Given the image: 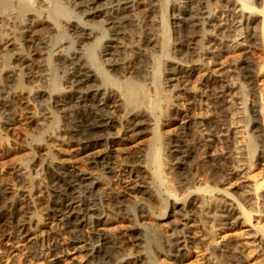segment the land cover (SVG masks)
Listing matches in <instances>:
<instances>
[{"label":"bare ground","instance_id":"1","mask_svg":"<svg viewBox=\"0 0 264 264\" xmlns=\"http://www.w3.org/2000/svg\"><path fill=\"white\" fill-rule=\"evenodd\" d=\"M64 1L74 15L100 17L104 27L100 31L87 28L85 17L77 21L58 19L46 0H35L34 6L19 3L7 15L0 12V49L3 46V50L6 48L9 52L0 59V114L3 122L39 127L43 129L45 141L61 142L81 150H89L102 143L109 147L120 145L129 137L148 131L153 135L152 142L146 153L109 148L99 156H92L90 163L100 172L97 177L87 176L69 163L44 162L42 175L46 180L36 199L41 210L38 219L33 217L32 203L29 202L32 187L29 189L25 174L21 176L14 170L0 174V179H4L0 181V246L13 238L22 239L35 227V223L44 224L45 219L61 217L68 235L66 248L79 250L86 256L80 264H153L141 253V242L152 245L156 253L174 260L180 259L189 242L185 224L174 227L166 237H161L156 229L150 230V233L139 228L132 229V233L118 230L110 235L104 228L97 227L111 218L130 221L146 216L145 209L139 205L136 207V217H133L127 211L129 205L123 193L109 182L119 188L136 190L149 200L156 198L151 183L164 187L170 207H178L177 201L183 199L180 205L188 214L193 212V208L196 209L197 196L219 192L220 179L233 172L231 164L235 162L225 137L219 139L222 144L220 154L206 153L203 159L197 157V137L205 133L213 138L217 132L223 133L225 129L222 101L231 88L226 82V75L219 79L211 76L204 82L202 87L208 89L202 94L214 107V115L212 112L209 119L195 124L193 129L182 128V131L165 139L159 131V119L154 115L162 102L166 105L170 102V98L163 93L166 82H172L170 86L176 90L171 101H194L195 97L188 96L183 83L180 87L184 77L179 64L198 58L194 48L196 43L201 48L218 47L222 41L218 42L217 36L206 33L203 37L200 35L199 39L198 31L206 25L222 33L225 30L223 22L219 26L216 17L205 15L208 0H174L173 9L177 12L174 17L178 20L174 23L176 29L170 43L161 34L163 22L157 16L162 0ZM218 2L224 20H227L225 17L229 11L239 7L232 16L235 23L244 27L241 32L243 39L259 44L264 51V0ZM5 3L6 0H0V9ZM257 26L258 33L255 31ZM98 32H105L106 35L91 66L81 47L85 39ZM62 34L66 38L52 44V40ZM71 44H74V48L69 49ZM151 51L168 55L164 68L160 70L165 74V83L152 69L154 60L150 57ZM209 53L213 54L212 51ZM232 67L239 72L243 82L254 90L248 111L251 118L258 116V119H251L258 134L248 142V148L252 149L255 139L264 141V108L259 105L261 94L257 99L254 88L261 81L264 61L258 72L246 59ZM93 69L102 78L98 85L95 84L97 77ZM54 70L60 73V85L52 77ZM126 74L129 75L131 87L123 88L114 79ZM160 97L164 98L160 101ZM174 104L177 106V103ZM57 118L60 125L49 132V124L55 123ZM149 120L153 123H149ZM35 140L31 143L34 150L41 146ZM214 140H209L212 149ZM7 143L6 137L0 134V148ZM165 159L170 163L168 167L162 166ZM34 167L31 160L24 168L25 172L34 171ZM165 169L168 170L165 174L177 175L181 187H193V190H184L186 193L181 197L174 194L175 188L166 185L163 177ZM206 170L208 174L204 175ZM11 180H17L20 188H17L19 191L15 196L9 198ZM208 180L216 182L217 186L208 185ZM261 189H264V179L256 181L252 187L256 198L261 196L259 199L264 201V195H259ZM221 196L201 209L206 215L213 214L216 224L227 225L233 218L251 221L252 211L245 205L249 201L248 195L241 198L235 192L223 190ZM83 227L89 228L88 234H84ZM257 231L262 233L259 244L264 249V230L258 228ZM129 246L135 248L134 252H127ZM45 250L46 254L57 256L61 245L53 240ZM209 254L213 264H244L241 252L233 244L227 243L220 249L210 247ZM49 264H58V261L53 259ZM205 264H210L208 259Z\"/></svg>","mask_w":264,"mask_h":264},{"label":"rangeland","instance_id":"2","mask_svg":"<svg viewBox=\"0 0 264 264\" xmlns=\"http://www.w3.org/2000/svg\"><path fill=\"white\" fill-rule=\"evenodd\" d=\"M6 1L7 3H5V5H3L0 9V12L4 15H7L8 12L15 10L19 3H26L30 6L35 5V0ZM46 1L49 3L51 12L54 10L58 19L68 18L70 20L77 21L81 18L83 20L85 17L78 14L74 15L75 13L70 7H68V5H66L64 0ZM173 1L174 0H162L160 3V11L157 13L158 18L163 22L160 27L161 34L165 37V39H169L170 43L174 38L173 31L176 29V24L174 23L178 20L174 17L177 12L173 9ZM221 9L222 8L218 0H208V11L205 15L207 17H216L218 20L217 25L219 24V26H221V23L223 22L222 27L226 31L223 30L222 33H218L220 31L216 32L214 28L204 25L199 29L200 31H198V38L200 39V37H203L206 33L207 35L212 34L213 36L218 37H216L217 40H219L218 42L221 43L222 41V43L218 47L207 46L204 48H201L199 44L196 43L194 48L197 50L196 52L198 53V58L195 57V60L193 59V61L189 63L179 64V69L184 77L181 79L182 82L180 87L183 83L184 87L188 91H186L188 96L195 97L192 103L191 100H188L189 102H178L176 100L171 101L174 99L176 90L171 88L170 84H172V82L165 83V80L163 81L165 74L160 71L164 68L163 64H166L168 55L165 53L163 55H159L158 52L156 53L151 51L150 57L154 60L152 69L158 72V78L162 80V83H165V85H163V87L165 86L163 93L168 99L170 98L169 100L172 103L171 104L169 102L166 105L162 102L160 109H156L154 115L159 119V131L165 139L172 137L177 132H180V130L182 131V128H189V130L191 128L193 129L195 124L205 122L209 119L212 112L214 115V107L211 106L209 100L202 94L208 89L206 87H202L204 82L209 77H217L216 79H219L224 78L226 75L228 77L226 78V82L231 85V88L224 96V102L222 101V109L225 111V129L223 133L217 132L213 138H209L205 133L200 134L201 137H197V140H199L197 146V157L203 159L206 153H212L213 155L220 154L222 152V144L219 139L225 137L228 145H230L229 150L231 152L232 159L235 162L231 164V171L233 172L225 179H220L221 182L218 185L220 188L219 192H212L211 194H202L197 196L199 199L195 205L196 209L193 208V212L188 214H186V209H183L180 205L183 199H179L177 201L179 204L178 207H170V199L168 198L164 187H159L154 183H151L150 186L154 190L156 198L149 200L146 196L136 190L130 188H119L118 185L109 182V184H112L115 189L123 193L127 200V204L129 205L127 211L131 213L133 217H136V207L139 205L145 209L146 216L141 220L134 218L130 221L111 218L104 225H99L97 227L104 228V231L107 234H114L118 230L126 231L128 233L131 231L132 233V229L134 230L139 228L138 230H146L147 233H150V230L156 229V231L161 234V237H166L169 233H171L174 227H181L185 224L189 235V242L182 258L180 259L174 260L170 256L156 253L152 245H146L145 242H141V253L148 257L153 264H205L207 259L210 264H213V258L209 254V248L217 247L220 249L227 243L233 244L239 249L244 260V264H264V249H261L259 244L262 233L257 231L258 228H262V230H264V201L259 199L261 197L259 196L260 194L264 195V189L259 191L258 198H256L257 196L252 190L256 181L264 179V141L262 142V140L255 139V147L252 149L248 148V142L250 140L252 141L254 136L258 134L252 126V120L256 119V117L258 119V116L251 118L248 111L250 98L252 97L254 90L250 89L249 86L243 82L241 76L238 74L239 72L235 71L232 67V65L238 61L246 59L251 61L253 69L255 72H258L260 65H262L264 61V51L259 44L251 41H245L243 39L241 32L243 33L244 27L242 24L238 25V23H235V19H233V16L236 13L235 11L238 10L239 7L233 11H229V14H231H228L225 17L227 20L223 19L224 14H222ZM85 19L87 20L85 22V26L91 30L97 29L100 31L104 27L100 17H85ZM54 22H56V20ZM255 31H257V33L259 32L258 26L257 28L255 27ZM105 35V32H98L97 34H94V36L85 39L82 44L81 50L91 66H93V59L98 56L97 51L101 46ZM64 37L66 38V35L62 34L54 38L52 40V44L63 40ZM72 48H74V44L69 45V49ZM1 49L0 59H3L4 54L9 52L6 48L3 50V46ZM209 51H212L213 54H210ZM203 53L206 55H203ZM199 56L203 58L202 61V58ZM93 72L97 77L95 84L98 85L100 84L99 82L102 78L96 70L93 69ZM127 75L128 74L124 77H118V79H114V81L117 80L123 88H126L127 86L131 87L129 84V77H127ZM115 76L118 75L115 74ZM52 77L58 85L61 84L60 73L57 70L53 71ZM254 88L257 99H259V94H261V103H259V105L264 108V71H262L261 81H259ZM163 98L164 97H160L159 100L161 101ZM174 103H177V106ZM149 121V123H153L152 120ZM49 125L50 126L47 130L52 132L58 128L60 121L57 118L55 123H50ZM27 126L28 125L24 124L4 123L0 114V134L6 137L8 142L5 146L0 148V174L13 170L15 172L17 171L16 173L22 174L21 176H24L25 174V178L27 177L26 180L28 179L29 189L32 187L30 190L31 196H29V202L30 204L32 203L31 205L33 208L31 210L34 211V215H32L35 219H38V217L41 216V210L36 203V199L38 198L39 190L45 184L46 180L42 175V166L44 162L53 161L69 163L77 166V168L85 172L87 176L97 177L100 172L90 163V158L92 156H99L109 148H112L111 150L122 149L125 151H141L146 153L149 151L148 147L150 146L153 137L151 131H148L133 135L123 141L120 145L109 147L102 143L89 150H81L80 148L69 144L61 142L50 143L45 141L46 139L44 140L45 136L43 135V129L34 126ZM33 139H36L35 141L40 142L41 144V146L35 150L31 145ZM210 139H215L213 141V149L209 147L212 143L209 141ZM31 160H33L35 164L34 171L26 173L24 168H26ZM169 164L170 163L165 159L162 166L168 167ZM167 171L168 170L166 169L164 170L163 177L167 181L166 185L170 187L173 186L175 188L174 194L177 193L179 197H181L185 191L193 190V187L189 189H187V187H181L178 182L177 175L175 174L176 176L173 177L172 174L174 173L165 174ZM207 171L208 170L203 172L204 175L208 174L205 173ZM1 179L2 181L4 180L3 177ZM13 181L11 180L9 182L12 185L11 186L9 184V196L7 195L9 198H12L14 194L16 195L18 190L17 188H20V186L18 187L19 183L17 180ZM207 183L210 186H213L214 184V186H217L214 181H209ZM154 185L156 187H154ZM223 190L235 192L241 198L242 196L248 195L249 201L247 203L249 204L246 203L245 205L252 211L250 222L243 221L241 218H233L227 225L216 224L213 221V214L206 215L201 210L203 205H211V203L218 200L217 198L222 197L221 192ZM172 199L173 198H171V201ZM82 230L84 234L89 232L88 227H83ZM53 240L61 245V251L57 256H50L45 252V248H47L49 243ZM67 242L68 235L61 217L45 219L44 224L35 223V227L27 232L22 239L13 238L7 242L8 244H2L0 246V264H49V262L53 259H56L58 264L82 263L86 256H84L83 252L79 250L77 251L76 249L66 248ZM134 249V247L129 246L127 252H134ZM29 252H31V254H29Z\"/></svg>","mask_w":264,"mask_h":264}]
</instances>
